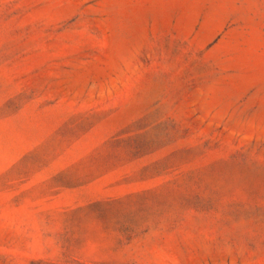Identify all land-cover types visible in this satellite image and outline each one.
<instances>
[{"label": "rangeland", "instance_id": "rangeland-1", "mask_svg": "<svg viewBox=\"0 0 264 264\" xmlns=\"http://www.w3.org/2000/svg\"><path fill=\"white\" fill-rule=\"evenodd\" d=\"M0 264H264V0H0Z\"/></svg>", "mask_w": 264, "mask_h": 264}]
</instances>
